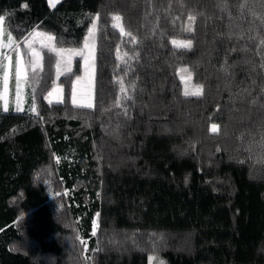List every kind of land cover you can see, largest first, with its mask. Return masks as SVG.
Returning a JSON list of instances; mask_svg holds the SVG:
<instances>
[{"label":"trees","instance_id":"trees-1","mask_svg":"<svg viewBox=\"0 0 264 264\" xmlns=\"http://www.w3.org/2000/svg\"><path fill=\"white\" fill-rule=\"evenodd\" d=\"M0 15L17 43L60 49L99 15L92 108L71 103L79 67L45 101L44 48L34 113L0 112V264H264V0H0Z\"/></svg>","mask_w":264,"mask_h":264},{"label":"snow or ice","instance_id":"snow-or-ice-1","mask_svg":"<svg viewBox=\"0 0 264 264\" xmlns=\"http://www.w3.org/2000/svg\"><path fill=\"white\" fill-rule=\"evenodd\" d=\"M59 3V0H49V5L52 7H55V5ZM27 7V5H25ZM122 16L118 13L112 15L113 20V27L118 28L121 32V34H125L124 27L122 24ZM189 27L188 31H192L191 22L195 20V16L190 15L189 16ZM98 20L99 15H97L91 23V27L88 29V37L85 39L84 47L80 49H58L55 46L54 40L55 38L47 33L43 32H33L31 34L30 38H26L25 40V47L28 50V53L30 54V61L24 62L22 59H20V51L19 46H16V52H17V60L15 63V87H16V111H22L21 103H22V95H23V87L28 83V74L27 69L31 68L33 72L41 68V49L47 48L50 52H55V54L58 57L57 60V74H60V65L61 62L65 61L66 56L70 57L72 55H79L84 59L85 64V76L77 77L76 78V84L73 85L72 88V103L76 107L79 108H92V88H93V82H94V75H95V44L92 41V39L95 36V33L98 28ZM7 33V43H4L2 37ZM128 35H131L128 33ZM15 41L12 38V35L10 32H7V29L5 27V17L3 15H0V49L3 48H11L13 45H15ZM173 43H176L173 41ZM36 44H39V49L35 47ZM181 46L190 49L192 47V40H186L181 42ZM124 56L127 55V53L123 54ZM118 58L123 60V56L119 55ZM131 58V57H130ZM10 57L5 55L4 52L0 51V73H2V76H0V79H2L3 82V91H0V99L5 98V94L8 90V83H9V76H10V69L12 67L11 63H5V61H9ZM186 71V70H185ZM120 84V91L123 93L125 92L124 83L122 80L118 81ZM77 85H80V93L78 98V92H77ZM134 87V85H133ZM194 90L189 91L185 90L184 95L190 96L195 95L199 96L202 94V86L195 85L193 86ZM49 95H52V93H49ZM129 98V97H125ZM117 104H119V101H117ZM5 112L8 111L7 103L4 105ZM34 110V108L32 109ZM213 131L217 130V125L212 126ZM93 235H95V223L93 227ZM81 243H85L84 241H81ZM157 257L150 256L149 260H156ZM158 264H164L162 260L158 261Z\"/></svg>","mask_w":264,"mask_h":264},{"label":"rangeland","instance_id":"rangeland-1","mask_svg":"<svg viewBox=\"0 0 264 264\" xmlns=\"http://www.w3.org/2000/svg\"><path fill=\"white\" fill-rule=\"evenodd\" d=\"M60 1L61 0H59V2ZM53 8L54 7L50 8V9H53ZM35 32H38V31H35ZM31 34L27 38H30ZM2 39H3L4 43H7V33L2 37ZM25 40H24V42L22 44L17 43L14 40L16 43L11 48L0 49V51L4 52L5 55L10 57V60L9 61H5V63H11V65H12V67L10 69V76H9V83H8L7 93L5 94V98L4 99H0V112L1 113H7V112H14V113L28 112V113H32V114L34 113V110H32V109L35 106L34 101H33V98H34L33 97L34 96V94H33V86H34L35 83L33 85H31V83H30L31 81H33L32 77H33V73H34L31 70V68L27 69L28 83L26 85H24V87H23L22 103L20 105L21 108H22V111H19V112L16 111V100H17V98H16L15 75H14V73H15V63H16V60H17L16 46L17 45L19 46L20 59H22L26 63L29 62L30 59H31L30 54L28 53V50L25 47ZM35 47H37L39 49V44H36ZM83 47H84V45H83ZM83 47H81V48H83ZM58 49H60V48H58ZM41 57H42V53H41ZM57 60H58V57H57L56 63H55V85L52 88V90L49 92V93H52V95H49V93H48L46 95V97H45V101L47 103H49V104H51V103H59V102L62 101V87L57 84V80L62 75L70 73L73 70H75L77 67H79V69H81L79 77L83 78L85 76V64H84V59L81 56H79V55H72L70 57L66 56L65 61L61 62L60 74L59 75L57 74ZM76 60H80L79 63H76ZM41 64H42V61H41ZM40 69H38V70H40ZM38 70H36V71H38ZM0 76H2V73H0ZM184 76H186V75H184ZM76 78L73 81L72 88H73V85L76 84ZM182 81H183V84H184V86H183L184 92H185L186 89L189 90V91L194 90L193 86L190 83H187L184 78H182ZM93 89H94V82H93V88H92V105H93ZM80 90H81L80 89V85H77L78 98H79ZM0 91H3L2 79H0ZM5 103H7V107H8V111L7 112H5L3 110ZM71 103H72V92H71Z\"/></svg>","mask_w":264,"mask_h":264},{"label":"crops","instance_id":"crops-1","mask_svg":"<svg viewBox=\"0 0 264 264\" xmlns=\"http://www.w3.org/2000/svg\"><path fill=\"white\" fill-rule=\"evenodd\" d=\"M47 4H48L49 8H52V6L49 5V0H47Z\"/></svg>","mask_w":264,"mask_h":264}]
</instances>
